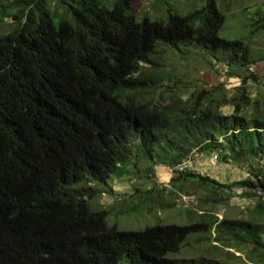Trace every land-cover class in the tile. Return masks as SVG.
<instances>
[{
  "label": "trees",
  "instance_id": "trees-1",
  "mask_svg": "<svg viewBox=\"0 0 264 264\" xmlns=\"http://www.w3.org/2000/svg\"><path fill=\"white\" fill-rule=\"evenodd\" d=\"M136 1L0 0V264H264V88L252 97L261 76L247 73L264 56L220 35V0L153 20H137ZM251 14L250 30L264 29V5ZM162 45L207 47L240 83L183 81L160 65ZM213 153L247 177L223 184L185 166ZM114 177L166 190L163 209L197 192L199 205L186 224L118 229L111 207L92 204ZM233 187L251 215L219 218ZM191 237L219 254L179 257Z\"/></svg>",
  "mask_w": 264,
  "mask_h": 264
},
{
  "label": "rangeland",
  "instance_id": "rangeland-1",
  "mask_svg": "<svg viewBox=\"0 0 264 264\" xmlns=\"http://www.w3.org/2000/svg\"><path fill=\"white\" fill-rule=\"evenodd\" d=\"M197 2L198 0H137L133 5V9L135 14L141 16L137 20H141L142 15H147L153 20L155 17L166 15L169 9L181 13L188 12L199 5ZM218 4L224 15V24L220 35L228 39L243 38L250 48L253 57L264 56V29L258 28L252 31L249 28V24L255 19L251 11L264 5V0H220ZM10 20L11 18H5L3 21L8 23ZM1 28L0 32L7 30L8 26L4 25ZM211 55L212 53H209L208 48L204 46H189L182 53L172 47L162 45L157 52V56L160 57V65H163L166 70L177 69L183 81H191L204 88L223 83L225 88L231 93L233 88L240 83V78L235 76L229 77L228 73L235 71L229 70L223 61L218 60L214 56L209 60L207 56ZM144 66L147 70L151 69L149 64H144ZM247 69L248 74L257 73L261 76L259 84L248 83L250 95L254 97L260 87L264 88V62L256 63ZM189 91L191 89L178 94L185 97ZM160 96H167V93H161ZM221 110L223 113H229L232 111V108L225 106ZM189 164H191L190 161ZM191 166L201 175L213 178L223 184L240 181L247 177V165L245 163L222 162L219 161L217 155L214 153L210 157H196ZM158 175L161 176H159L160 179H157V181L162 182V185L166 184L165 189H168L167 183L171 177L170 171L160 170ZM96 185L97 189L101 191L93 199L92 204L97 207H111L114 214L108 216L106 219L107 224L116 225L118 229L123 230H141L156 224H186L188 222L186 208L199 205L198 198L200 192H197L195 193L194 202L188 205H181L176 202L175 207L163 209L161 208V203L169 200L171 195L167 194L166 190L162 194L150 191L151 183L149 181L138 180V178L114 177L107 184L100 183ZM230 191L232 192L230 199L224 203H220L215 208V212L219 218L224 216H250L252 204L239 196L241 189L233 187ZM173 198L175 200L176 196ZM133 205L139 207L138 211L120 213V209ZM193 239L191 237L188 240L193 244L183 248L178 255L179 257L190 258L216 256L219 254V251L214 250V247L194 244ZM232 252L233 250H229V257H232ZM235 255L243 259L245 258V255L240 253H235ZM219 256L224 258L223 255Z\"/></svg>",
  "mask_w": 264,
  "mask_h": 264
},
{
  "label": "built area",
  "instance_id": "built-area-1",
  "mask_svg": "<svg viewBox=\"0 0 264 264\" xmlns=\"http://www.w3.org/2000/svg\"><path fill=\"white\" fill-rule=\"evenodd\" d=\"M190 163L193 165V163L191 161H190ZM191 164H189V161L185 162V166H187V167H192ZM194 201H195V197L193 195L182 194L178 198L177 202L181 205H188Z\"/></svg>",
  "mask_w": 264,
  "mask_h": 264
}]
</instances>
